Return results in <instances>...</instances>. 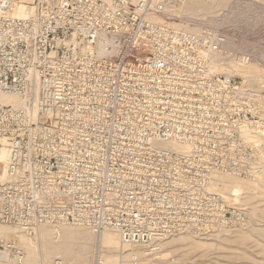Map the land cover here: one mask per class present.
Wrapping results in <instances>:
<instances>
[{"label": "built area", "instance_id": "2783aa9c", "mask_svg": "<svg viewBox=\"0 0 264 264\" xmlns=\"http://www.w3.org/2000/svg\"><path fill=\"white\" fill-rule=\"evenodd\" d=\"M184 2L0 0V225L148 254L189 235V152L233 149L250 94L223 33L176 23ZM0 262L25 264L15 241Z\"/></svg>", "mask_w": 264, "mask_h": 264}, {"label": "rangeland", "instance_id": "374dc122", "mask_svg": "<svg viewBox=\"0 0 264 264\" xmlns=\"http://www.w3.org/2000/svg\"><path fill=\"white\" fill-rule=\"evenodd\" d=\"M25 7L18 2L17 14ZM179 14L180 26L189 17V24L227 37L222 72L244 82L251 97L242 100L248 119L233 149L189 152V235L168 238L148 254L101 245L108 237L119 243L113 232L62 226L28 237L0 225V238L16 242L25 264H264V0H185ZM56 233L62 247L55 249Z\"/></svg>", "mask_w": 264, "mask_h": 264}, {"label": "bare ground", "instance_id": "6f19581e", "mask_svg": "<svg viewBox=\"0 0 264 264\" xmlns=\"http://www.w3.org/2000/svg\"><path fill=\"white\" fill-rule=\"evenodd\" d=\"M26 8V7H25ZM23 9V11L21 12V13H25V11H26V9ZM256 126V125H255ZM246 128H247V126H246ZM253 129H254V127H252ZM258 128V127H257ZM249 129H251V127L249 128ZM253 129H252V132H253ZM244 130V129H243ZM242 130V131H243ZM251 131V130H250ZM254 131H256V129H254ZM244 133L245 134H247V131L245 130L244 131ZM253 135H251L250 134V136H249V138H251L250 140H252V138H253V136H254V133H252ZM256 134V133H255ZM247 136V135H246ZM256 137V136H255ZM2 152H4V153H2ZM5 157H6V152H5V149H2L1 150V152H0V162L1 163H4V160H5ZM0 176H2V172H1V175ZM2 178H3V176H2ZM239 188L240 187H238L237 188V190H234V192H233V194H237L240 190H239ZM234 196V195H233ZM236 196V195H235ZM64 231H65V229H64ZM56 235V237H55V239L54 240H52V243H51V245L56 249V248H60V246L62 245V244H60L61 242H59V238H57V233L55 234ZM59 236H60V232H59ZM54 237V236H53ZM63 239H61L60 241H62ZM119 241V240H118ZM64 242H66V241H64ZM121 241H119V243H117V241L114 239V238H110V237H108V238H105L103 241H102V243H101V245H105V247H113V246H117V244L118 245H122V243H120ZM42 243V242H41ZM44 243V242H43ZM120 245V246H121ZM125 246V245H124ZM62 247V246H61ZM115 248V247H114Z\"/></svg>", "mask_w": 264, "mask_h": 264}]
</instances>
